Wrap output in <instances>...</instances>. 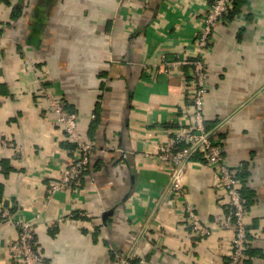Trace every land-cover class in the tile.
<instances>
[{"label":"crops","instance_id":"0c3cea01","mask_svg":"<svg viewBox=\"0 0 264 264\" xmlns=\"http://www.w3.org/2000/svg\"><path fill=\"white\" fill-rule=\"evenodd\" d=\"M9 1L0 0V138L14 145H0V264H20L10 251L19 228L1 218L4 205L32 220L44 264H226L233 233L215 219L226 199L214 168L193 156L176 199V166L159 148L171 128L194 125L191 68H167L164 55H194L208 0ZM237 1L206 56L205 117L246 173L251 249L242 264H264V0ZM47 90L65 97L94 143L78 186L49 199L75 144ZM187 202L210 236L194 234Z\"/></svg>","mask_w":264,"mask_h":264},{"label":"built area","instance_id":"2783aa9c","mask_svg":"<svg viewBox=\"0 0 264 264\" xmlns=\"http://www.w3.org/2000/svg\"><path fill=\"white\" fill-rule=\"evenodd\" d=\"M235 0H208L207 10L201 22L195 40V52L192 57L169 58L164 55L167 68L188 65L195 87L191 93L193 128L185 129L175 126L169 130L168 141L160 145V156L176 167L170 191L175 198L185 196V169L191 158L202 155L206 163L214 168L215 180L226 199L225 208L216 215L217 223L225 230L232 231L231 251L226 264H242L248 256L250 247V231L248 227L249 208L243 195L237 172L225 154V149L208 128L205 117V100L208 94L209 73L206 56L210 52L216 26L230 12ZM46 97L50 101L51 112L61 124L68 138L75 144L74 158L58 180L50 182L47 198L63 189L78 186L84 171L91 165L94 143L84 138L80 131V115L68 108L64 96L47 90ZM0 145H14L10 139L0 138ZM13 205L2 207V219L14 221L19 228V237L10 245V251L20 264H44L45 258L39 252L35 242V225L30 219L18 216L12 210ZM186 216L194 234L206 238L213 229L204 224L198 216L196 207L187 202ZM85 214V213H83Z\"/></svg>","mask_w":264,"mask_h":264},{"label":"trees","instance_id":"16d2710c","mask_svg":"<svg viewBox=\"0 0 264 264\" xmlns=\"http://www.w3.org/2000/svg\"><path fill=\"white\" fill-rule=\"evenodd\" d=\"M6 2H8V3H11V1H9V0H5ZM21 1H23V0H21ZM234 5H235V7H236V5H238V1L237 0H235L234 1ZM234 5H233V7H234ZM15 10L17 11L14 15H15V17H18V16H21L22 15V13H23V10H22V3H19V4H16V8H15ZM231 11V10H230ZM230 13H232V11L231 12H229L228 14H230ZM227 14V15H228ZM226 15V16H227ZM225 16V17H226ZM68 108H69V104H68ZM70 109V108H69ZM200 155V154H199ZM87 171V169L84 171V173ZM237 176H238V178L240 179V178H242V179H244V177L246 176V173H245V171L244 170H240L239 171V173H237ZM240 182H241V179H240ZM242 192H243V195H244V197L246 198V188H242ZM247 205H248V203H247ZM250 249H251V247H249V250H248V254H249V252H250ZM248 257V256H247ZM247 257H246V259H247ZM245 259V260H246ZM244 262V261H243Z\"/></svg>","mask_w":264,"mask_h":264},{"label":"water","instance_id":"95a60500","mask_svg":"<svg viewBox=\"0 0 264 264\" xmlns=\"http://www.w3.org/2000/svg\"><path fill=\"white\" fill-rule=\"evenodd\" d=\"M135 188V185H132V188L131 189H134ZM130 195V192L128 193V194H126V196H125V198L126 197H128ZM114 208V207H113ZM112 211H114V209H108V210H106L105 211V214L107 215V214H110V213H112ZM127 261H129V262H131L132 264H139L137 261H136V259L135 258H128V260Z\"/></svg>","mask_w":264,"mask_h":264}]
</instances>
